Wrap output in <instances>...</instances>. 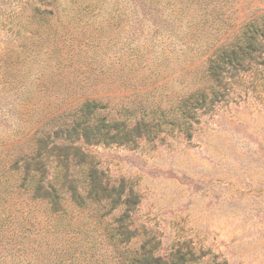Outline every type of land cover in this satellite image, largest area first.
I'll list each match as a JSON object with an SVG mask.
<instances>
[{
	"label": "rangeland",
	"instance_id": "1",
	"mask_svg": "<svg viewBox=\"0 0 264 264\" xmlns=\"http://www.w3.org/2000/svg\"><path fill=\"white\" fill-rule=\"evenodd\" d=\"M263 20L264 0H0V264H264V66L192 109ZM98 118L145 135L85 138Z\"/></svg>",
	"mask_w": 264,
	"mask_h": 264
},
{
	"label": "trees",
	"instance_id": "2",
	"mask_svg": "<svg viewBox=\"0 0 264 264\" xmlns=\"http://www.w3.org/2000/svg\"><path fill=\"white\" fill-rule=\"evenodd\" d=\"M254 65L264 66V20L261 26H248L243 34L242 42L239 45H235L229 49L221 50L215 58L213 57L208 65V77L212 85L211 92H213V98L209 99L207 94L198 93L193 95L192 99L195 101L192 109H203L206 112L209 109H213L212 105L217 97H221V93L225 89L223 87L224 78H232L238 74H246L250 72ZM224 88V89H223ZM97 110V104L88 103L82 109V115L85 118L94 116ZM145 135V129L141 124L129 125L124 122H105L98 118L97 122L92 128H88L87 132L83 134L85 138H97V142L105 141L107 144H122V143H136ZM29 170V168H27ZM35 173L44 174L45 171L35 169ZM92 183L89 187L90 191L88 195H92L95 200H108L112 199L111 193L94 183V172L91 171ZM43 191V192H42ZM74 200H78L79 193L76 189H70ZM35 192L38 193L40 200L47 201L51 206H58V194L59 189L57 187L48 186L43 187L41 184L37 186ZM91 198V197H90ZM130 198H133L132 194L128 195V199L125 205L129 208L131 204ZM119 197L115 198L114 202H119ZM77 204V203H76ZM58 212L57 208H54ZM54 212V211H53ZM125 220L121 218L119 220L120 231L119 235L126 236L128 231L124 226ZM121 233V234H120ZM145 248V247H143ZM147 264H152L149 262ZM166 264H170L166 262ZM176 264H186V260H182Z\"/></svg>",
	"mask_w": 264,
	"mask_h": 264
}]
</instances>
